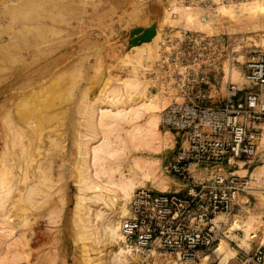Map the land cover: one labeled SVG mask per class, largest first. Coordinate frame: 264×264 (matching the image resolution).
I'll return each instance as SVG.
<instances>
[{
	"label": "rangeland",
	"instance_id": "374dc122",
	"mask_svg": "<svg viewBox=\"0 0 264 264\" xmlns=\"http://www.w3.org/2000/svg\"><path fill=\"white\" fill-rule=\"evenodd\" d=\"M60 1L0 0V175L1 182L4 183L1 187L5 191V206L0 207V264H107L104 233L102 230L96 233L86 229L84 216L74 214L84 170L83 146L93 135L91 125L88 126L94 124L90 120L88 104L104 100V95L110 91L119 88L122 91L125 83L136 79L137 73L140 75L138 77L148 81L140 91L132 89L131 94L126 89L122 91L126 99L129 95L130 98H139L144 92L159 94L163 87L160 63L164 58V49L170 43L190 34L202 33L223 38V53L216 72H210L218 81H223V77L227 76L224 61L235 54L236 37L215 20L216 9L212 4L196 6L199 1L197 3L194 0L193 3L189 0ZM182 3L191 6L198 13V24L191 25L186 21L187 18L180 17L178 9H175ZM168 13H172V16L169 15L167 19L172 17L169 21L176 22L170 25L166 20L168 24L164 23L166 25L162 28V40L167 45L160 48V56L146 59L142 64L134 60L133 63L138 67L135 71L132 69V62L126 58V54L134 52V45L130 44L131 33L138 28L146 30L153 25L156 27ZM188 23L190 26H187ZM199 23L203 25V29ZM195 24L201 30L194 28ZM243 46L246 47L245 59L247 53L264 49L257 43ZM57 60L62 61L60 68L54 66ZM243 62L235 59L233 64L243 69ZM146 67L148 70H145ZM22 69L25 70L24 73L19 74ZM242 78L243 76L238 78V81L234 79L233 82L242 83ZM229 82L230 80H226L222 83L223 87L226 88ZM11 83L18 95L15 103L9 96ZM213 89L215 92L211 96L215 100L219 94L215 85ZM165 100L166 107L175 101H184L172 92L169 93V99ZM19 101H25V105H20ZM16 107L23 110L28 118L34 115L30 119L36 122L33 121L35 127L30 129L26 140L27 152L21 155V168L12 174L9 167L10 150L8 146V150L5 147L8 143L6 135L9 132L10 110H17ZM131 123H121V130H107V138L118 146L120 141L128 139ZM160 128L168 139L162 152L152 154L141 151L139 155L158 159V177L168 187L162 190L152 181L140 187L176 192L177 179L166 172V167L179 150L182 137L164 129L162 125ZM40 132L43 133L42 136ZM99 133L98 137L101 138L102 131ZM263 144L261 146L264 148ZM52 155L55 160L51 162ZM116 159L122 162L126 174L134 175L137 180L141 179L139 169L131 168L132 155L121 154ZM260 165H264V152L251 167L243 168L247 169L246 173L241 172L243 169H238V174L250 176ZM198 170L204 171L200 168ZM251 186V194L240 198L234 215H221L218 219L226 223V236L220 244L229 241V246L223 249L219 247L218 252L227 259L241 255V249L252 252L264 242L263 225L257 232L258 238L241 247L239 241L244 239L245 233L238 225H234L235 216L240 215L237 219L242 220L248 214V208L253 213H261L264 221V206H261L260 199L262 194L257 192L258 189L264 192V182L254 185L251 178ZM166 258L174 260L171 255ZM231 264H237V261L231 260Z\"/></svg>",
	"mask_w": 264,
	"mask_h": 264
},
{
	"label": "built area",
	"instance_id": "2783aa9c",
	"mask_svg": "<svg viewBox=\"0 0 264 264\" xmlns=\"http://www.w3.org/2000/svg\"><path fill=\"white\" fill-rule=\"evenodd\" d=\"M223 43L221 37L193 33L164 49L163 88L184 99L162 112V127L182 137L166 172L185 184V194L147 187L133 193L121 232L139 264L168 255L176 264H221L216 250L226 223L218 218L234 215L240 198L253 190L251 175L238 169L240 163L251 167L264 152V51L247 53L244 82L230 81L214 103L211 89L218 82L210 72H216ZM199 168L203 178L194 176ZM241 250L227 264H264V242L252 252Z\"/></svg>",
	"mask_w": 264,
	"mask_h": 264
},
{
	"label": "bare ground",
	"instance_id": "6f19581e",
	"mask_svg": "<svg viewBox=\"0 0 264 264\" xmlns=\"http://www.w3.org/2000/svg\"><path fill=\"white\" fill-rule=\"evenodd\" d=\"M213 1L214 3H212L211 6L216 9L214 11V16L216 17L215 20L219 25H223V27H226L232 36L236 37V43L234 45L235 54L230 55L229 59H226L224 61V68L227 72V76L223 77L222 81V83L224 84L226 80L233 81L234 79L237 80L238 78H241L243 76V69L241 68V66L239 68L238 66L233 64V61L235 59H238L240 62L244 61L246 47H244L243 44L251 45L253 43H257V45L261 44L264 48V0ZM60 2H62V0ZM195 2L198 3V1ZM174 6L173 8L177 7L175 10L178 9L181 18H187L186 21L190 24H198V22H196L198 13L194 10V8L184 3L176 7ZM196 6H200V4ZM171 14L172 13H168V15L165 14L166 16L165 18H163V20H161V22H158V24L155 23L156 33L150 41H145L141 44L134 45V52L130 51L129 55L126 54V58L128 57V61L130 63L132 62L131 65L134 66V68L132 69H134L135 71L136 69H138L135 63H133L134 60L135 62H139L140 64H142V62L146 59H151L154 56H160V48H162L163 45H167V42L162 40L161 31L162 28L166 24H168L166 23V20H168L167 22H170L171 19H173L172 17L171 19H167V17ZM175 22L176 21L170 22V25H174ZM164 23L166 24L164 25ZM189 23L187 24V26L189 25ZM208 23H211V21H208ZM196 26L194 28H199V30H201L202 27L203 29V25L201 24V27H199L198 25ZM206 26L210 27L209 24H206ZM262 50L264 51V49ZM56 62H54V66L59 67L62 65L61 60H57ZM146 68L145 70H148V68ZM22 71H19L18 73L23 74L25 70L22 69ZM138 76L140 75L137 73L136 79L134 81H128L127 83H125L124 89L122 91H125L126 89V91L131 94L130 90L132 89H134V91L142 90L148 80H144L142 77ZM48 77H50V75ZM49 79L50 78H48V80ZM45 80L46 79H44V82ZM13 85V83L10 84L11 91L9 96L11 98V101L15 103L16 100L18 101V95L17 92H14L16 88H14ZM122 91L120 90V88L110 91L109 93H107V95H104V100H100V102L98 103L92 101L93 105H90L91 102L88 104L87 108L89 109L88 111H90V120L92 119L94 122L93 126L92 124H89L88 126L91 125L90 127L93 129V135L91 134L92 136L90 135V138L86 137L88 139L85 141V145L83 146L85 147V152H83L85 154V159L83 160L84 170L82 171V179L80 180L81 184L79 187L77 202L74 205V214H79L80 217L84 216L86 229L95 231L96 233H99L102 230V232L104 233L105 243H103L105 244L104 249L107 250V264H139L141 262V258L132 251L130 246L124 244V237L121 232V220L128 214L129 202L132 198L133 193L140 186H145L146 182L152 181L153 184H155L162 190H166L168 187V184L166 185L165 182L158 177V159H151L143 155H139V153L141 151H148L152 154H160L162 152V149L166 146V142L168 139L167 135L160 128V125H162V113L160 116V112H163L164 108L166 107L167 101L165 99H169V93H167L164 88L161 87L159 94L155 92L147 94L146 92H144L143 95L139 98H130L131 96L129 95L126 99L125 93ZM22 92L25 94L24 90ZM24 102L25 101H23V103ZM23 103L19 101L20 105ZM19 104H17L18 106H16L19 107ZM12 108L9 114V132L7 131L8 135H6V140L8 143L6 147H4L5 149H7L8 146V149L10 150L9 167L11 173L15 174L17 173V169L19 168L20 170L21 168V155L27 152L26 140L29 137L30 129H33L35 127L34 122L36 121H34V119H30L34 115H31L32 117L28 118L27 114L23 110H19L20 108H17V110L15 108ZM121 123H131L130 129L127 133L128 139L120 141L119 145L115 146L114 142L107 138L106 134L112 131V129L121 130ZM40 129L42 130V126ZM107 130L109 131L107 132ZM88 131L90 133V130ZM100 131H102L103 135L101 138L98 137V135L101 134L99 133ZM42 135L43 133L41 134V136ZM6 140L4 142H6ZM263 143L264 137L262 140V144ZM19 147L20 149H18ZM121 154H125L127 156L132 155L131 168L139 169V176L141 178L140 180L134 178V175L132 174H126L123 169L122 162H119L116 159L118 156L120 157ZM54 160L55 157L52 155L51 162ZM240 166L241 169L244 168L242 163H240ZM39 168H41V166ZM246 171L247 169L241 170V172L244 173H246ZM251 174L252 182H254V185H258L264 182V165L256 167L254 172ZM3 184L4 183L1 182L0 175V207H3V205L5 204L3 202V193L5 191L3 187H1V185ZM32 191H34V189ZM8 192H10V190H8ZM257 192H260L262 194L260 196L261 206H264V192L260 191L259 189ZM94 205H96L97 207H93ZM247 212L248 214L246 215V217H243L242 220L237 219L240 215L235 216L236 218L234 225H238V228L245 233V237L243 236L244 239H240L239 241V245L241 247H244L246 243L249 244V242L257 239V232L261 228V226L264 225L261 213H253L249 210V208L247 209ZM220 245V249L226 248L229 246V241L224 243L222 242ZM219 247L216 250V253L220 257V263L227 264V262L234 256L228 259L225 258L218 252ZM155 264H173V262L171 259H159L155 262Z\"/></svg>",
	"mask_w": 264,
	"mask_h": 264
},
{
	"label": "crops",
	"instance_id": "0c3cea01",
	"mask_svg": "<svg viewBox=\"0 0 264 264\" xmlns=\"http://www.w3.org/2000/svg\"><path fill=\"white\" fill-rule=\"evenodd\" d=\"M216 80L218 82V86H217V91L216 92L219 95L216 96L215 100H211L212 102L213 101H220L224 97V94H225V91H226V88L223 87V85H222V81H218L217 77H216ZM212 86H214V84ZM214 92H215V89H213V87H212L211 94H213ZM194 176L196 178H203L204 176H206V173L201 171V172L195 173ZM176 181H177V185L175 187V191L184 195L185 194V184L183 182H181L180 180H176Z\"/></svg>",
	"mask_w": 264,
	"mask_h": 264
},
{
	"label": "water",
	"instance_id": "95a60500",
	"mask_svg": "<svg viewBox=\"0 0 264 264\" xmlns=\"http://www.w3.org/2000/svg\"><path fill=\"white\" fill-rule=\"evenodd\" d=\"M156 33V27L153 25L150 28H147L146 30H143L141 28L134 29L131 33L132 39L130 40L131 45H137L141 44L145 41H150ZM137 34H140L139 36H136Z\"/></svg>",
	"mask_w": 264,
	"mask_h": 264
}]
</instances>
